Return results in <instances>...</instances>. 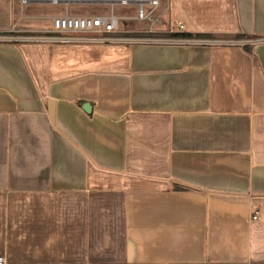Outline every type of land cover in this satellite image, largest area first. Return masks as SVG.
Listing matches in <instances>:
<instances>
[{"label":"crops","instance_id":"crops-1","mask_svg":"<svg viewBox=\"0 0 264 264\" xmlns=\"http://www.w3.org/2000/svg\"><path fill=\"white\" fill-rule=\"evenodd\" d=\"M118 1L0 0V32L109 5L138 19ZM154 16L123 33L264 35V0H160ZM2 255L264 264V43L0 42Z\"/></svg>","mask_w":264,"mask_h":264},{"label":"built area","instance_id":"built-area-1","mask_svg":"<svg viewBox=\"0 0 264 264\" xmlns=\"http://www.w3.org/2000/svg\"><path fill=\"white\" fill-rule=\"evenodd\" d=\"M26 0H23L25 2ZM57 2V0H55ZM129 4V0H122ZM160 0H139L136 18L155 22V11ZM122 16L112 10L109 14L98 15H59L52 19V28L46 33H17L14 30L0 32V42H44L72 44H145V45H210L249 47L264 43V35L255 36H185L173 33H186L185 25L177 23V31L157 33H123L119 27ZM255 214H259L256 210ZM0 264H10L2 255Z\"/></svg>","mask_w":264,"mask_h":264},{"label":"rangeland","instance_id":"rangeland-1","mask_svg":"<svg viewBox=\"0 0 264 264\" xmlns=\"http://www.w3.org/2000/svg\"><path fill=\"white\" fill-rule=\"evenodd\" d=\"M114 7V10H115V13L117 14V15H119L117 12H118V10H119V8H120V6H116V5H114L113 6ZM111 10H112V6L111 5H109L108 6V9H107V11L105 12L106 14H109L110 12H111ZM134 11V10H133ZM133 11H132V13H133ZM136 14L138 13V9L136 8V10L134 11ZM101 13V12H100ZM99 14V13H98ZM102 14V13H101ZM147 23H149V21L148 20H139V19H128V22H125L124 21V19H121L120 20V23H119V27L121 28V30L122 31H124L125 29H127L129 26H128V24H135V26H137V27H143L144 25H146Z\"/></svg>","mask_w":264,"mask_h":264},{"label":"water","instance_id":"water-1","mask_svg":"<svg viewBox=\"0 0 264 264\" xmlns=\"http://www.w3.org/2000/svg\"><path fill=\"white\" fill-rule=\"evenodd\" d=\"M118 2H122V0H119ZM139 2V0H138ZM49 103H50V108H49V115H50V119L52 122H54V119H55V112H54V100L50 98L49 100ZM90 104L86 103L84 105V108L87 110V111H90Z\"/></svg>","mask_w":264,"mask_h":264},{"label":"trees","instance_id":"trees-1","mask_svg":"<svg viewBox=\"0 0 264 264\" xmlns=\"http://www.w3.org/2000/svg\"><path fill=\"white\" fill-rule=\"evenodd\" d=\"M173 34H176V35H185V36H192V35H197V36H213V35H210V34H201V33H198V34H193V33H173ZM238 36H245V35H238Z\"/></svg>","mask_w":264,"mask_h":264}]
</instances>
